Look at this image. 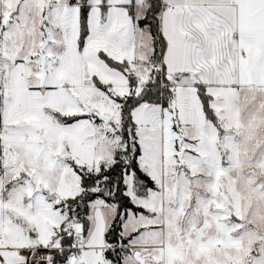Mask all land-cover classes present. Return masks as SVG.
Listing matches in <instances>:
<instances>
[{"label": "snow or ice", "instance_id": "1", "mask_svg": "<svg viewBox=\"0 0 264 264\" xmlns=\"http://www.w3.org/2000/svg\"><path fill=\"white\" fill-rule=\"evenodd\" d=\"M0 264H264V0H0Z\"/></svg>", "mask_w": 264, "mask_h": 264}]
</instances>
